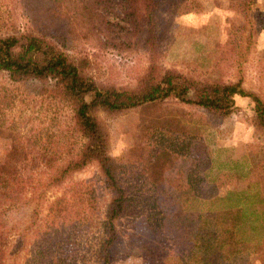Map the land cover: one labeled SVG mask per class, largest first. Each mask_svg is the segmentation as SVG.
I'll use <instances>...</instances> for the list:
<instances>
[{
  "label": "rangeland",
  "instance_id": "obj_1",
  "mask_svg": "<svg viewBox=\"0 0 264 264\" xmlns=\"http://www.w3.org/2000/svg\"><path fill=\"white\" fill-rule=\"evenodd\" d=\"M58 2L0 0V38L22 34L35 23L52 27L50 32L58 27L57 36L65 33L72 38V5L66 8L61 3L64 9L59 14L44 13ZM155 15L160 70L199 82L239 80L264 101V0H255L245 12L232 0H166ZM108 21L115 24L117 19L110 16ZM111 30L106 48L85 47L92 64L85 74L99 83L132 88L148 65V51L141 43L130 42L121 28L111 26ZM61 46L69 59L76 58L71 47ZM50 84H10L0 73V164L6 158L15 161L14 155L18 158L22 153L33 159L29 167L49 169L63 153L75 152L70 103L50 97L46 91ZM97 116L108 133V153L130 199L129 211L115 222L118 240L110 251V264H182L184 238L201 226L196 211L204 208L201 201L209 194L222 199L224 207L240 210V223L218 264H264V132L256 126L247 99L237 98L225 116L172 99ZM82 182L92 190L94 217L89 230L71 229L65 234L63 264H99L103 236L97 224L109 195L101 192L94 164L72 175L65 185L72 188V183ZM12 186L15 205L5 213L9 218L6 264H31L26 253L31 249L28 243L37 238L32 230L39 220L30 218L34 203L28 201L26 190L16 182ZM16 227H27L25 245L16 256H9L21 243ZM132 246L137 256H125Z\"/></svg>",
  "mask_w": 264,
  "mask_h": 264
},
{
  "label": "trees",
  "instance_id": "obj_2",
  "mask_svg": "<svg viewBox=\"0 0 264 264\" xmlns=\"http://www.w3.org/2000/svg\"><path fill=\"white\" fill-rule=\"evenodd\" d=\"M164 1L60 0L44 13L52 16L62 12V4H67L66 8L72 5V13L78 20L72 14V24L75 26L72 28V38L67 39L65 33H62V37L57 36L58 27L50 32L49 28L52 27L44 28L36 23L27 27L22 34L0 38V73L5 74L7 82L47 84L50 81L46 90L48 95L70 103L72 128L76 134L75 152L69 156L63 153L52 168L29 167L27 163L33 159L22 153H18V158L14 155L15 161L6 158L0 164V264H6L7 260V238L4 236L9 232V218L5 213L15 205L11 199L13 182L29 194L28 201L34 203L29 212L30 218L39 220L32 230L37 238L28 243L31 249L27 250L26 261L31 264H59L57 262L60 260V264H63L62 258L68 246L65 234H69L71 229L72 232L75 229L89 230L91 218L94 217L92 213L95 212L90 202L92 190H88L86 183H72V188L65 183L72 175L92 164L100 175L101 192L109 195L98 218L97 225L103 236L98 259L99 264L111 263L110 251L118 240L115 222L124 218L129 211L130 199L120 183L118 165L108 153V133L97 116L99 112L113 115L172 99L203 108L217 116H225L233 109L235 100L242 98L249 101L254 122L264 132V101L256 92L244 89L241 81L199 82L171 70H160L155 57L158 34L154 20L156 11ZM179 1L173 0V3ZM232 1L239 11L244 12L255 3V0ZM110 16L117 19L115 24L108 21ZM120 23L121 26L116 25ZM111 26L121 28L130 42L141 43L148 51V65L132 88L99 83L85 74V71L92 69L90 58L84 53L85 47H98L99 50L110 45ZM61 45L71 47L76 58L69 59ZM35 158L38 161L40 155ZM201 202L204 208L196 211L201 226L184 238L182 264H218L219 259H224L222 253L227 242L233 240L234 229L240 223L239 208H226L224 203L220 204L222 199L211 194L204 196ZM26 203L23 202V205L27 206ZM17 227L14 232H17L21 243L17 246L19 250L9 256H16L25 245L23 240L26 236L23 233L28 232L27 227ZM135 249L134 246L130 247L125 256L136 257Z\"/></svg>",
  "mask_w": 264,
  "mask_h": 264
}]
</instances>
